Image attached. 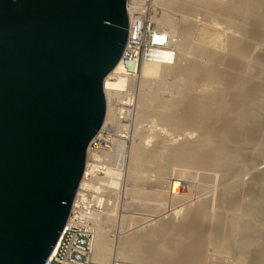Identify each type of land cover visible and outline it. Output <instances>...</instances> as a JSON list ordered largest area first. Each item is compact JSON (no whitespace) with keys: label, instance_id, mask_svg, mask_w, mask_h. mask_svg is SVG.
<instances>
[{"label":"bare ground","instance_id":"bare-ground-1","mask_svg":"<svg viewBox=\"0 0 264 264\" xmlns=\"http://www.w3.org/2000/svg\"><path fill=\"white\" fill-rule=\"evenodd\" d=\"M152 2L154 6H157V7L161 6L162 13L160 17L159 18L152 17V20L155 21V23L157 24V28L159 30H162V29L165 30V31L163 30L162 31L165 32L166 35H168L170 39L171 47L174 50L175 55H176L174 63L171 65H163L161 63L148 60V61H143L140 68L139 66L137 68L135 66L129 68L126 66V64L123 61H121L117 65V67L114 69V71L107 76L105 80L106 89H107V99H106L107 114H106L103 127L101 131L99 132V134L97 135L96 139L94 140L96 151L95 153L92 154V157L96 161H100L99 165L104 170H101L99 174L95 175V177L92 180L91 186H89V183H88V187H89V190H95V191L100 190L102 188L118 189L121 184L119 182L120 178L122 175H124L123 170H126V169L128 170V175H127L129 177L128 180L129 179L131 180L133 178L132 179L134 180L133 182L136 181L134 178H136L137 181L140 178V181H142V178L145 177L143 175L144 172L146 173L148 171H151L152 173V170H155L154 173H157L156 176L158 175L159 176L156 179L153 178L155 180H149V178L147 179L150 181V184L148 183L147 185V188H149V190L143 188V185L140 184L141 182H139V185H141V187H137L139 185L135 186L133 183L135 187L134 189L133 188L131 189L133 191L136 190L137 195L135 194V191H134V195H136V197L138 198L140 196L143 197L145 195L144 197L150 198L152 201L154 199L156 203L158 202L156 204L157 206L155 209L153 206H151L153 208H151L152 210H150V214L145 213L144 215L142 214V216H140L139 218L137 217L139 219V222L136 225L135 223H133L134 227H133V224H131L132 227H130L129 229L128 227H126V229L128 230L127 231L125 230L124 232H127L128 234H124V232H122V234H124L125 236L124 235L121 236L120 235L121 233L119 234L121 238L119 236L120 239L118 238L119 241L116 246L117 250L115 254H117L116 256L120 257L121 259L125 257L126 259L135 260V261H146V262H154V263H160V264L161 263L162 264H174L177 262L172 257L173 254L177 253L175 251H180L181 247L184 246V248H186V245H187L186 250L188 251V253H191V254L195 253L194 256L193 257L191 256V259L188 257L187 258L183 257L178 260L177 264H199V262H201L200 253H204L202 242L205 243V241H203L201 238L203 233L206 232V235L208 234L207 243L211 244L210 242H213L215 243V247H218L220 245L218 248L221 249V252H222L221 246H223V249L226 248V251L227 250L231 251L232 248L227 249L226 245L229 244V246H231L233 245V242L234 244L237 243L235 242V239L237 238V236L233 237L234 234L237 235V233H240L238 234L240 236L243 233V235L241 236L245 238L246 236L244 234L249 233V237H250L251 236L250 234L252 232H254L255 234V231L257 230V228L255 227L261 226V225L257 226L256 223L258 222L255 223V220L253 222L254 224H256V226L252 224L253 222L250 221V218L251 219L260 218L256 221L262 220L261 221L262 224L264 222V169H262V171L259 172L258 175L254 179L252 178L251 182H249L248 184L244 183L245 184L244 187L247 184L245 189H241L243 188V181H241L242 174L247 172V168H249L248 166L251 164L249 153L247 154L245 150H248V148H252L250 146L257 143V141H260V140L263 142L262 147L264 148V135L263 137H261L262 135L261 134V131H262L261 130V127H262L261 120L264 117L263 115L264 114V15L263 14H262L263 16H261L256 22L257 27H255V30H254L255 32L252 31V29L250 28L252 33H250L251 35H249L250 37L248 40L249 42L246 40L247 43L249 44L245 42V44L248 45V51H247L248 55L245 56V60L243 62H239L240 65L234 64V63H238V62H234V60L238 59L239 55L235 56L234 53L236 51L234 52V48H233L235 45H237L238 38L240 40L244 38L246 39V33L250 32V31L248 32L246 31L249 26L248 25L246 28V23H250L249 21H251L252 17L256 15V13L264 5V0H152ZM162 6L164 8H162ZM169 8L171 9L173 8V10L174 9L178 10V12H180V18L175 20L169 17V12L168 14L165 13L167 12V9ZM195 9H198L196 11H199V9L200 11L203 10L204 12H206L205 14H207L208 17L211 16V17H214L215 19L217 18L219 20H223L226 25L228 24L229 26L232 25L231 28L234 27L232 28L233 31H235L234 29H236L237 31L236 33L240 32V35L244 34L245 37L240 38V35H239V37L236 38L235 32H233L234 34L232 35L231 34L232 32L230 31L231 33L229 34L230 36L231 35L232 36L231 37L227 36L229 38L228 39L226 38L227 39L226 40L224 39L225 31H223L224 33H221L222 32L221 30H220L221 32H219V29L217 31V29L216 28H215L216 30L213 29L211 25H208V24L203 25L204 23L203 22L202 29L200 30V32L202 33L203 42L199 41V43H194V44L190 43L191 40H188V39L191 36H192L191 38H193V35H195V33H197V31L200 29L197 26H195L196 24L194 23L193 18H191V13ZM228 29L229 28H227V30ZM176 36L181 38L177 42L174 41V38ZM217 44L219 48L216 50L215 46H217ZM239 45H240V42L238 43V46ZM174 46L176 47V49L174 48ZM227 51L234 52L233 55L236 58L234 56L233 57L235 59L231 58L232 53L229 52L231 53L230 54L231 56H230L229 54H227ZM219 53L221 55H219ZM225 54H227V57L230 56L231 60L230 59L227 60L226 56H224ZM238 54H240V52ZM190 55L193 56L192 61L190 60L191 59ZM182 62L183 63L186 62L185 65ZM225 62H227L229 65L228 67L227 65H224L227 67V70L225 71V68L223 69L221 68L222 70H219L218 69L219 65H223ZM230 62L232 64H230ZM223 70L225 72H223ZM228 71H230L231 74ZM115 73H123L124 75H130V79L129 77L125 78L121 76L118 80L113 82L112 79ZM223 73L225 75H223ZM226 73L229 74L228 75L229 77L230 75H233L231 76L232 78L231 77L224 78V76L226 77ZM167 77H170V78L172 77V79L175 81V82L173 81L174 85H180L178 87L180 88L182 87L181 89H184V90H182L183 92H179V96L175 95L177 96L175 97V99L174 98L169 99L170 101L168 100L167 102H165L166 100H163V99L160 100L159 98L161 102L159 101L157 106L154 108V113L158 117L157 119L159 120L157 122L158 123L160 122L159 125H163L165 127L167 126V128L168 127L177 128V131L178 129L179 131H183V130L187 131L191 129V131L195 130V133L196 131L197 132L201 131L200 132L201 135L199 136L200 138L194 140L193 142L190 141L191 139L189 140V142H184V143L180 142L179 146L170 145L171 147H169V144L168 146L166 143L164 144L165 139H162L160 141V144L158 143L159 145L157 144V146L153 150H151V149H148L146 146L150 144L149 139H151L153 135L150 133L145 137V139L143 138L144 140L143 139L141 140V138L144 137L145 135L142 136L143 133L140 134L136 132L137 129L135 128L136 130L134 133V138H132L133 145H131L132 149L130 152V163L127 160V156H125L124 152H122L125 150L124 147L126 146L123 147L122 144H120L119 147L117 146L118 149H116V152H118V154L116 152L115 153L112 152L114 150L107 151L106 149H108V147H112L113 145V144L111 146L108 145L109 143H112L110 136L107 139L101 138L103 137L102 135L103 131L107 129L106 128L107 124L109 123V121L118 122L119 117H126L134 109L132 107V109L130 108L128 110L126 109L123 110V107L120 106L123 102V96H124L122 92L125 89L132 87L135 84V82L137 83V80L140 81L141 86L148 84L151 80H155V82L157 83H158L157 80H159L160 81L159 85H162V84L164 85V82H166L164 81V79L166 80ZM196 81H198L199 83ZM193 82L198 83L199 87L202 88V90L200 89L201 90L200 92H197L198 93L197 95H191L192 93L191 94L188 93V91L193 92L191 88L196 85V83L195 85H193ZM150 84L152 83L150 82ZM220 84H222L221 86L222 88L219 86ZM180 88H178L177 90L181 91ZM111 89L115 92L109 91ZM189 89H191L192 91H190ZM197 90H198V87H197ZM145 99H143L142 97L140 102L138 100V103H139L138 110L140 113H138L137 115L138 116L140 115L139 117H142V119L143 117L145 118L146 116L150 115V113L153 114V108H151L152 102L149 103L150 100L147 101V99L146 100ZM162 101L165 103H163ZM147 119H149V117ZM154 128H156V126ZM152 129H153V126H152ZM173 130L175 131L176 129H173ZM190 134L191 133L189 132V135ZM138 137L140 138V141L137 140L138 142H135L134 139ZM258 145L260 144L258 143ZM244 148L246 149L244 150ZM118 150H120L121 152ZM148 150H151V151H148ZM252 150H254V148ZM102 157H104V159H102ZM261 157H259V159ZM105 158H107L108 161L110 162H112L113 160V163L108 164L104 162ZM126 160L129 163L127 168H126ZM180 165H186L185 167H189L192 169L194 168L206 169L207 172L209 173L206 172V175H205L203 172L202 174L205 175V177L204 176L203 177L207 181L209 179H212V180L214 178L217 179L218 176L214 173L220 172L219 176H221V178L219 177V179L217 180L219 181L218 182L219 186L217 185L218 191H219V193L217 194L218 196H216L217 200H215L216 197H214L215 199L213 200L207 199L208 201H206L207 204H209L208 205L209 208L207 207L208 209L210 208L212 209V206L210 205H213V204H211L210 202L216 201L214 203H217L216 205L219 206V208H217L218 212H221L218 217L216 215L217 220L215 218V221H214L215 226H213L215 228L214 229L212 228L214 230L213 233L211 229L210 230L208 229L210 233H207V231L204 232L203 220H205V216L202 215L201 213H198L200 215L195 214L194 218L192 217L193 221L190 220L192 222L189 223L188 225H187L188 222H185L186 224L185 223L181 224L182 223L181 222L180 223L181 225H178V224L176 225V223H173L170 221L168 222H164L163 220L159 221L162 217L161 216L160 219L157 220L159 224L157 223V226L155 225L156 227L152 226L151 228L147 230H145V227H143V226H146L148 223H152L153 221H155V218L159 217L158 213L161 212L160 208L164 209L166 207L164 205H166L167 202L161 203V201L164 198L163 196L166 195L165 194L166 192L168 195L169 202L170 201L173 202L174 199L176 200L177 198H180V199L186 198L183 194H181L183 191L185 192V194L188 192V193H191L192 195L193 187H191L190 185H187L188 183H185L186 180L182 179V178L185 179L186 176L188 175L184 176L185 171L182 172L183 170L180 172L176 170V167ZM147 166L148 167L150 166L152 170H150V167H149V170L147 171L148 169ZM251 166L252 165H250V169H252ZM255 167L256 165L254 166V168ZM144 169H146V171H144ZM204 169H201V170L204 171ZM134 171L138 174V176H140L139 178H137L138 176L136 174L135 176L137 177L133 176ZM140 171L142 172V174L140 173ZM243 180H246V179H243ZM127 185H129V183ZM164 188L167 190L164 191L163 190ZM206 189L208 190V188ZM242 190L246 191L247 194L249 195H247L246 192H244L245 194L243 193L244 196L243 194H240V192L242 193ZM211 192L208 191L209 194ZM208 193H205L204 195ZM134 195L132 194V196ZM245 195L250 199V200L248 199L249 201L246 200L247 197L245 199ZM80 196H81V191H79L78 197L76 199L77 200L76 203L79 201ZM148 204L150 203L148 202ZM148 204L147 203L145 204L146 207L148 206ZM151 205L153 204L151 203ZM171 205L172 207H170L171 209L169 211H172V213L174 212V210L179 209L177 208L178 205L176 206L174 202ZM173 205H175L176 207L175 206L173 207ZM113 206L115 207V205H112V207ZM181 206L183 205H180L178 207H181ZM220 208L222 209L221 211H219ZM146 209H150V208H146ZM146 209L144 211H146ZM158 209H160V211ZM108 210L110 212L112 211L111 209H108ZM109 211L108 213L106 212L105 214L98 213V215H96L94 218L96 228H97V236L95 239L94 253L92 256L93 264L110 263L112 253L114 252L112 248L113 243L111 244V236L109 234L110 231L107 228L109 226V223L111 222L110 224H112L115 218L113 216L114 214L112 215V213H109ZM153 213H155L156 215H153ZM159 214H162V213H159ZM235 214L236 215L239 214V216L238 217L233 216ZM240 214H242L243 216ZM203 216H204V219H203ZM244 216H245V219L248 217L246 220L248 219L249 220L248 221L243 220ZM111 217H113L114 219ZM130 218L132 217H129V220ZM132 219H135V218H132ZM187 220H189V218H187ZM153 224H150V225H153ZM122 225H123V222H122ZM260 229L262 230V227H260ZM260 229L258 228V231ZM261 230L260 232L264 231V230L262 231ZM258 231L256 232L257 235H258ZM260 234H263V232ZM260 234L258 235V237L261 236ZM204 235L205 234H203V236ZM239 236H238V240L240 241L241 238L239 239ZM251 237L248 238L249 239L248 241L252 239ZM255 238H253V241H256L254 240ZM203 239L205 238L203 237ZM242 241L243 239L240 241L241 244H242ZM244 241L248 242L246 239H244ZM244 241L243 243H246ZM251 243H253L252 240H251ZM241 244L240 245L238 244V246L241 247ZM224 246L226 247L224 248ZM233 246L235 249L237 244ZM246 246L249 247V244H247ZM245 248L246 247L244 245L243 249L242 248L241 249L245 251L247 250ZM260 248H262L261 249L262 251L260 252H262L263 254L261 253L260 256L259 254H257V256H259V258H262L261 256H263L264 258V247H260ZM181 251H180V254L183 253ZM250 251H247V252L250 253ZM254 254H255V251H254ZM184 255L186 256V254ZM179 256L181 257V255ZM243 260L240 259L239 262L242 264L245 261ZM262 264H264V261L262 262Z\"/></svg>","mask_w":264,"mask_h":264},{"label":"water","instance_id":"water-1","mask_svg":"<svg viewBox=\"0 0 264 264\" xmlns=\"http://www.w3.org/2000/svg\"><path fill=\"white\" fill-rule=\"evenodd\" d=\"M126 0H0V264H47L70 218Z\"/></svg>","mask_w":264,"mask_h":264},{"label":"rangeland","instance_id":"rangeland-1","mask_svg":"<svg viewBox=\"0 0 264 264\" xmlns=\"http://www.w3.org/2000/svg\"><path fill=\"white\" fill-rule=\"evenodd\" d=\"M162 8H164L163 6H162ZM157 9V10H156ZM196 10H198V9H195L192 13H191V18H193V20H194V23L196 24L195 26H197L198 28H200L198 31H197V33H195V35H193V38H189L188 40H191L190 41V43H199V41L200 42H203L202 41V33L200 32V30L202 29V26L203 25H206V24H208V25H211L212 27H213V29H217V31H218V29H219V32H221V33H224L223 31H225V35H226V33H227V35L225 36L224 35V39H228L229 37H231L234 33L233 32H235V37L237 38V37H239V35H240V32H238V33H236L237 31H236V29H234L235 31H233V29L232 28H234V27H232L231 28V26L232 25H230L229 26V24L228 25H226L225 24V22L223 21V20H219V19H215L214 17H208L207 16V14H205L206 12H204L203 10L202 11H200V9H199V11H196ZM162 10H161V6L159 7H157V6H154L153 5V18H159L160 17V15H161V12ZM156 12H158V13H156ZM168 12H169V17H171V18H173V19H175V20H177V19H179L180 18V12H178V10H173V8L171 9V8H169V9H167V12H165L166 14H168ZM259 12V13H258ZM257 13H256V15H254L253 17H252V19H251V21H249L250 23H246V28H247V26H248V28H249V30H248V28H247V32L248 31H250V32H248V33H246V39L244 38V39H242V40H240L239 38H238V43L240 42V45L238 46V43H237V45H235L233 48H234V52L236 51L237 52V54H236V52L234 53V52H232V51H229V52H231V53H229L228 51H227V54H231L232 55V57L231 58H233V59H235L236 57L235 56H238L237 58L238 59H235L234 60V62H238V63H234L233 61V63L234 64H239V62H243L244 60H245V56H247L248 55V45H246L245 44V42L247 43V41L249 40V35H251L250 33H252V31H254L255 30V27H257L256 26V22H257V20L261 17V16H263L264 15V5L260 8V10L258 11ZM263 14V15H262ZM205 16V17H204ZM257 18H256V17ZM178 17V18H177ZM207 18V19H206ZM208 18H210V19H208ZM215 20V21H214ZM218 20V21H217ZM252 20H253V22H252ZM204 22V23H203ZM206 22V23H205ZM153 23L157 26V24L155 23V21L153 20ZM181 23H182V21H181ZM202 23H203V25H202ZM253 24V25H252ZM222 25V26H221ZM228 26V27H227ZM224 28H225V30H224ZM227 28H229L228 30H227ZM245 28V29H246ZM252 29V31H251V29ZM162 29V28H161ZM215 29V30H216ZM163 30V29H162ZM221 30V31H220ZM163 31H165V30H163ZM229 31V32H228ZM232 33H231V32ZM199 32V33H198ZM255 32V31H254ZM229 33H231L232 35L230 36V34ZM236 35H238V36H236ZM242 35H244V34H242ZM242 35H240V38L242 37H245V35L244 36H242ZM227 36H229V37H227ZM248 38V39H247ZM181 38L180 37H175L174 38V41L175 42H177V41H179ZM226 39V40H227ZM245 40V41H244ZM247 40V41H246ZM249 42V41H248ZM242 43H243V45H242ZM247 44H249V43H247ZM216 48V50L219 48L218 47V44H217V46H215ZM245 47H247V48H245ZM174 48L176 49V47L174 46ZM240 48V49H239ZM228 49H230V48H228ZM227 49V50H228ZM238 49H239V51H238ZM244 50V51H243ZM220 51V50H219ZM240 52V54H238ZM247 52V53H246ZM221 53V52H220ZM219 53V55H221ZM233 53L235 54V56L233 55ZM227 54H225L224 56H226V59L228 60V59H230V56H228L227 57ZM191 56V55H190ZM189 56V57H190ZM235 58H234V57ZM241 56V57H240ZM244 56V57H243ZM192 59H193V56H191V61H192ZM231 60V59H230ZM229 60V61H230ZM238 60V61H237ZM240 60V61H239ZM242 60V61H241ZM229 61H228V63H229ZM184 62V61H183ZM182 62V63H183ZM259 62V61H258ZM186 63V62H185ZM185 63H183L184 65H185ZM228 63L227 62H225L223 65H219V67H218V69L219 70H222L223 68H225V71L227 70V67L229 66L228 65ZM260 63V62H259ZM230 64H232L231 62H230ZM224 65H227V67L226 66H224ZM240 65V64H239ZM222 68V69H221ZM224 70H223V72H225ZM221 72V71H220ZM228 72H230V71H228ZM227 72V73H228ZM226 73V77L224 76V78H227V77H229L228 75L229 74H227ZM230 74H231V72H230ZM223 75H225L224 73H223ZM231 76H233V75H230V77ZM229 77V78H230ZM232 78V77H231ZM157 80V79H156ZM158 81V83L157 82H155V80H151L150 82L152 83V84H150V82L148 83V84H146V85H143V86H141L140 85V81L139 80H137V83H136V86H135V91H134V101L132 102V105H133V110H132V112H130V114L129 115H127L126 117H119V120H118V122L116 121H109V123L107 124V126H106V130H104L103 131V133H102V135H103V137H101L102 139L103 138H108L109 136H110V138H111V142L112 143H109L108 145L109 146H111L112 144V150H114L113 152L115 153L116 152V149H118V147L120 146V144H122L123 145V147L124 146H126V147H124V151H122V152H124V155L125 156H127V160L129 161V163H130V152H131V149H132V146L131 145H133V139L132 138H134V133H135V130L137 129V131L136 132H138V133H143L142 134V136H144V137H142L141 138V140L144 138L145 139V137L148 135V134H152L153 135V137L151 138V139H149L150 140V144L148 145V146H146L148 149H151V150H153L156 146H157V144L159 143L160 144V141L162 140V139H165L164 141V144L166 143L167 144V146H168V144H169V147H171L170 145H172V146H179L180 145V142L181 143H184V142H189V140L191 141V142H193L194 140H196V139H198V138H200L199 136L201 135V131H199V132H197L196 131V133H195V130H193V131H191V129H189V130H183V131H179V129H178V131H177V128H172V127H168L167 128V126L165 127V126H163V125H159V123L157 122V121H159L157 118V116L155 115V113H154V108L157 106V104H158V102L160 101V100H166L165 102H167L169 99H175V97H177V96H179V92H183L182 90H184V89H181L180 87H178V86H180V85H174V80L172 79V77L170 78V77H167L166 78V80L164 79V81H166V82H164L163 80V82H164V85H165V87H164V85L162 84V83H160V84H162V85H159V80H157ZM161 81V82H162ZM174 81V82H173ZM196 82H198V81H196ZM195 82V83H196ZM157 83V84H156ZM195 83L193 82V85H195ZM199 83V82H198ZM198 83H196V88H195V86H193L191 89L193 90V92H189L188 91V93H192L191 95H197L198 93L197 92H200L201 90H202V88H200L199 87V84ZM176 84V83H175ZM150 85V86H149ZM157 85V86H156ZM169 87H168V86ZM174 85V86H173ZM146 86V87H145ZM159 86H160V88H159ZM182 86V85H181ZM220 87L222 86V84H220L219 85ZM167 87V88H166ZM180 88L181 89V91L179 90H177L178 88ZM197 87H198V90H197ZM185 88V87H184ZM222 88V87H221ZM160 89V90H159ZM164 89V90H163ZM191 89H189L190 91H192ZM201 89V90H200ZM157 91H159V92H157ZM156 92V93H155ZM156 94V95H155ZM175 95H177V96H175ZM141 96V97H140ZM148 96V97H147ZM142 97H143V99H147V101H149V103H151V108H153V114L152 113H150V115H148V116H146L147 118L149 117V119H147L146 117L144 118L143 117V119H142V117H139L137 114L138 113H140L139 112V103H138V100H139V102H140V100L142 99ZM145 97V98H144ZM162 97V98H161ZM140 98V99H139ZM151 98V99H150ZM159 98H160V100H159ZM145 99V100H146ZM155 102V104H154V102ZM170 101V100H169ZM161 102V101H160ZM163 102V101H162ZM165 102H163V103H165ZM154 105V106H153ZM137 107V108H136ZM136 109V110H135ZM165 110V109H164ZM264 115V114H263ZM156 117V118H155ZM136 118H137V120H136ZM155 118V119H154ZM146 119V120H145ZM264 119V117L262 118V120H261V137H263V135H264V122H262V121H264L263 120ZM155 120V121H154ZM154 122V123H153ZM144 123V124H143ZM262 123H263V125H262ZM120 125V126H119ZM122 125V126H121ZM135 125V126H134ZM141 126V127H140ZM152 126H153V129H152ZM156 126V128H154ZM162 126V127H161ZM139 127V128H138ZM147 127V128H146ZM136 128V129H135ZM163 128V129H162ZM172 128V129H171ZM169 129H171V130H169ZM173 129H176L175 131L173 130ZM125 130V131H124ZM157 130V131H156ZM166 130V131H165ZM170 131V132H169ZM144 132H146V133H144ZM154 132V133H153ZM189 132L191 133L190 135H189ZM193 134V135H192ZM157 135V136H156ZM181 135V136H180ZM185 135V136H184ZM189 135V136H188ZM178 136V137H177ZM184 136V137H183ZM186 136H188V137H186ZM161 139H160V138ZM164 137V138H163ZM183 137V138H182ZM191 137V138H190ZM143 139V140H144ZM156 139V140H155ZM158 139H160V140H158ZM186 141H185V140ZM114 140V141H113ZM119 140H121V141H119ZM135 140V142H138V141H140V138L138 137V138H136V139H134ZM138 140V141H137ZM155 140V141H154ZM158 140V141H157ZM168 140V141H167ZM184 140V141H183ZM126 141V142H125ZM146 141V140H145ZM170 141V142H169ZM120 142V143H119ZM261 142V143H260ZM132 143V144H131ZM155 143V144H154ZM258 143L261 145H258ZM119 144V145H118ZM154 144V145H153ZM158 144V145H159ZM257 145V146H256ZM118 146V147H117ZM263 146V142L260 140V141H257V143H255V144H253V145H251L250 147H252V148H248V150H245L246 148H244V150L246 151V153L248 154L249 153V158L251 159V164L250 165H252L251 166V168L253 169V170H255V171H253L252 169H250V165L248 166L249 168H247V172H245L244 174H242V177H241V181H243V188H241V189H245L246 188V186H247V184L249 183V182H251L252 181V178L254 179L257 175H258V173L259 172H261L262 171V169H264V148L262 147ZM254 148V150H252ZM256 149V150H255ZM258 149H260V150H258ZM151 150H148V151H151ZM243 150V151H244ZM262 150V151H261ZM118 151H120V150H118ZM244 151V152H245ZM121 152V151H120ZM251 152V153H250ZM117 154H118V152H116ZM252 153H253V155H252ZM260 154H261V156H260ZM251 156V157H250ZM253 157V158H252ZM259 157H261L260 159H259ZM256 158V159H255ZM102 159H104V157H102ZM105 160H108L107 158H105ZM112 160V159H111ZM126 160V168L128 167V161ZM257 161V162H256ZM253 162V163H252ZM261 162V163H260ZM111 163H113V160H112V162ZM259 163V164H258ZM254 164V165H253ZM256 165V167L254 168V166ZM259 165V166H258ZM261 165V166H260ZM186 165H180V166H177L176 167V170H178L179 172L180 171H182V172H184L185 174H184V176H186V175H188V176H186V178L184 179V178H182L183 180H186L185 181V183H188L187 185H190L191 187H193V191H192V195H191V193H188V195H187V193L185 194V192L183 191H181L182 193L181 194H183L186 198H177L176 200L174 199V204H176V206L178 205V206H180V205H183V206H181V207H178L177 206V208H179V209H176V210H174V212L172 213V211H169L171 208L170 207H172V201H170L169 202V200H168V195H167V192L164 194L165 196H163L164 198H165V200H164V198H163V200L161 201V203H166V205H164V206H166L164 209H162V208H160L161 209V212H159V213H162V214H159L158 213V215H159V217H157V218H155V221H153L152 223H148L146 226L148 227H146V226H143V227H145V230H147V229H149V228H151L152 226L153 227H156L157 226V223L159 224V222H157V220H159L160 219V217H161V219L159 220V221H164V222H168V221H170V222H173V223H176V225L178 224V225H181V224H183V223H185V222H188L187 223V225L189 224V223H191L193 220V218H194V216H195V214H197V215H200V214H198V213H201L202 215H204L205 216V220H203V223H204V226H203V228H204V232L205 231H207V233H210L209 232V230L211 229V231H212V233H213V229L215 228V227H213V226H215V224H214V221H215V218H216V215H217V217L219 216V214L221 213V212H218V209L217 208H219V206H217L216 204L217 203H214V202H216V201H211L210 203L211 204H213V205H210V206H212V209L210 208V209H208L209 208V204H207V202L206 201H208L207 199H210V200H213V199H215L214 197H216V196H218L217 194L219 193V191H218V182L219 181H217L218 179H219V177L221 178V176H219V174H220V172H215L214 174H216L218 177H217V179H209L208 181L207 180H205V175H206V172H207V170L206 169H204V168H201V169H204V171L203 170H201V169H199V168H194V169H192V168H189V167H185ZM148 167V166H147ZM147 167H146V169H147ZM150 167V166H149ZM149 167H148V169H147V171L149 170ZM180 167V168H179ZM184 167V168H183ZM178 168V169H177ZM146 169H144V171H146ZM180 169V170H179ZM150 170H152L151 169V167H150ZM206 170V171H205ZM124 172H123V174L124 175H122L121 176V178H120V187L118 188V189H113V188H111V189H108V196H109V201H108V206H107V208H104L102 211V214H105L106 212L108 213V209H111L112 211L110 212L109 211V213H112V215L114 216V218L116 219H114L113 217H111V218H113L114 220H113V222H115V223H113L112 222V224H110L109 223V226H108V228L107 229H109V234H110V236H111V244H112V248H113V253H112V256H113V258H112V256H111V259H110V263H108V264H160V263H154V262H146V261H135V260H129V259H126L125 257L124 258H120V257H117L116 255L117 254H115L116 253V246H117V244H118V238H119V236L121 235V236H123L124 234H128L127 232H124L125 230L127 231L130 227H132V225L131 224H133V223H135V225L136 224H138V222H139V217L140 216H142V214L144 215L145 213L146 214H150V210H152L151 208H153L154 207V209L156 208V204L158 203H156V201L153 199V201L150 199V198H147V197H142V196H140L139 198L138 197H136V190H134L135 191V194L136 195H134V191L131 189V188H133L134 189V187L136 186V185H139V182H141L140 184H142L143 185V188H145V189H147V190H149V188H147V185H148V183L150 184V181L149 180H155L158 176H156V174L157 173H154V171L155 170H152V173H151V171H148V172H144L143 173V175L145 176L144 178H142V176H141V178H142V181H140V176H138V174L134 171L133 172V176H135V174L138 176H135V177H137V178H139V180L137 181V179L136 178H134L136 181L135 182H133L134 180H132L133 178L132 177H130V178H132L131 180L129 179L128 180V170L126 169V170H123ZM177 171V172H178ZM187 171V172H186ZM204 172V174H202ZM250 172V173H249ZM252 172V173H251ZM140 173L142 174V172L140 171ZM151 173V174H150ZM198 173V174H197ZM207 173H209V172H207ZM218 173V174H217ZM140 174V175H141ZM183 175V174H182ZM204 176V177H203ZM248 176V177H247ZM253 176V177H252ZM123 177V178H122ZM152 177V178H151ZM149 178V180H147ZM153 178H155V179H153ZM243 179H246V180H243ZM122 180V181H121ZM249 180V181H248ZM248 181V182H247ZM130 182H132V183H130ZM204 182V183H203ZM213 182V183H212ZM129 183V185H127ZM133 183H134V185H133ZM244 183H247L246 184V186L244 187ZM146 187H145V186ZM209 185V186H208ZM218 185V186H217ZM211 186V187H210ZM137 187H141V185H139V186H137ZM128 188H129V190H128ZM200 189V191H199V189ZM206 188H208V190L206 189ZM212 189V190H211ZM116 190V191H115ZM126 190V191H125ZM129 192H128V191ZM164 191L165 190H167V189H163ZM202 190H204V191H202ZM207 190V191H206ZM120 191V192H119ZM208 191H212L210 194L208 193ZM115 192V193H114ZM244 192H246V191H244V190H242V193L240 192V194H243ZM205 193H208V194H206V195H204ZM129 194V195H128ZM132 194L134 195V196H132ZM216 194V195H215ZM245 194V193H244ZM244 194H243V196H244ZM246 194H247V192H246ZM126 195V196H125ZM201 195V196H200ZM205 197H204V196ZM247 195H249V194H247ZM200 196V197H199ZM210 198H209V197ZM142 197V198H141ZM199 197V198H198ZM202 197V198H201ZM246 195H245V199H246ZM145 198V199H144ZM140 199V200H139ZM147 199H148V201H147ZM186 199V200H185ZM188 199V200H187ZM249 198L247 197V199L246 200H248ZM143 200V201H142ZM152 202H151V201ZM180 200V201H179ZM183 200V201H182ZM192 200V201H191ZM202 200V201H201ZM215 200H217V197H216V199ZM250 200V199H249ZM248 200V201H249ZM189 203H188V202ZM117 202V203H116ZM124 202V203H123ZM148 202L150 203V204H148ZM172 202V203H171ZM178 204H177V203ZM203 202V203H202ZM133 203V204H132ZM148 204V206L146 207V205L145 204ZM151 203L153 204V205H151ZM155 204V205H154ZM189 204V205H188ZM206 204H207V206H206ZM112 205H115V207L113 206L112 207ZM134 205H135V207H134ZM142 208H140L139 206ZM217 207H216V206ZM151 206H153V207H151ZM175 205H173V207H174ZM175 206V207H176ZM213 206H214V208H213ZM131 207V208H130ZM208 207V208H207ZM146 208H150V209H146ZM158 208V207H157ZM168 208V209H167ZM146 209V211H144ZM153 209V210H154ZM160 209H158L159 211H160ZM167 209V210H166ZM189 209H190V211H189ZM205 209V210H204ZM114 210V211H113ZM143 210V211H142ZM165 210V211H164ZM180 210V211H179ZM199 210V211H198ZM208 212H207V211ZM222 209L220 208L219 209V211H221ZM139 211V212H138ZM169 211V212H168ZM117 212V213H116ZM149 212V213H148ZM158 212V211H157ZM179 212V213H178ZM190 212V213H189ZM192 212V213H191ZM195 212V213H194ZM126 213V214H125ZM170 213V214H169ZM216 213V214H215ZM171 214H173V215H171ZM188 214V215H187ZM153 215H156L155 213H153ZM157 215V216H158ZM175 215V216H174ZM192 215V216H191ZM206 215H207V217H206ZM209 215V216H208ZM240 215H242V214H240ZM124 216V217H123ZM170 216V217H169ZM204 216H203V219H204ZM222 216V215H221ZM233 216H235V217H238L239 216V214L238 215H233ZM243 216V215H242ZM129 217H132V218H135V219H132V218H130V220H129ZM138 217V218H137ZM181 217V218H180ZM190 217H191V219H190ZM193 217V218H192ZM126 218V219H125ZM187 218H189V220H187ZM214 218V219H213ZM221 218V217H220ZM248 218V217H247ZM246 218V219H247ZM128 219V220H127ZM132 219V220H131ZM165 219V220H164ZM245 219V216H244V218H243V220H246ZM253 219V218H252ZM251 218H250V221H254L255 220V223L256 222H258V223H256L257 224V226L258 225H261L260 227H262V230H264L263 228H264V222H263V224H262V220L259 222V221H256V220H258V219H260V218H257V219H253L252 220ZM184 220V221H183ZM190 220H192V221H190ZM213 222H212V221ZM216 220H217V218H216ZM249 220V219H248ZM248 220H246V221H248ZM137 223H136V222ZM205 221V222H204ZM209 221V222H208ZM249 221V222H250ZM100 222H101V220H100ZM122 222H123V225H122ZM128 222V223H127ZM132 222V223H131ZM182 222V223H181ZM212 222V223H211ZM154 223V224H153ZM181 223V224H180ZM206 223V224H205ZM114 224V225H113ZM129 224V225H128ZM150 224H153V225H150ZM186 224V223H185ZM214 224V225H213ZM252 224H254V222L252 223ZM256 224H254L255 226H256ZM111 225H112V227H111ZM122 225V226H121ZM125 225V226H124ZM156 225V226H155ZM229 225V224H228ZM212 226V227H211ZM123 227V228H122ZM126 227H128V229H126ZM133 227H134V224H133ZM260 227H255V228H257V230L255 231V234H254V232H252L250 235L252 236H250L252 239H250V241H248L249 239L248 238H250L249 237V233L247 234H244L246 237H247V235H248V237L246 238H243V236H241V235H243V233L239 236L238 234H240V233H237V235L236 234H234L233 235V237H235V236H237V238L235 239V242H237V243H235L234 244V242H233V240H232V242H233V245H236L237 244V246L235 247V249H234V246L233 245H231V246H229V244L228 245H226L227 246V249L229 248V249H231L232 248V250L231 251H226V246H224V248L225 249H223V246H221V248H222V252H221V249H219L218 247L220 246H218V247H215V243H213V242H210L211 244H209V243H207L208 242V238H207V236H208V234L206 235V232L205 233H203V234H205L204 236H203V234H202V240L203 241H205V243L204 242H202L203 243V252L204 253H200L201 254V262H199V264H241L240 262H239V260L241 259V260H243L244 261V263H242V264H262V262L264 261L263 259V256H261L262 258H259V256H260V254L262 253V252H260V251H262L261 249L262 248H260V247H264V231H262L261 229H260ZM114 229V231H113V229ZM213 228V229H212ZM258 228L263 232V234H260V233H262V232H260V230L258 231ZM121 229H123V230H120ZM209 229V230H208ZM119 230V231H118ZM144 230V229H143ZM113 231V232H112ZM258 231V235L260 234L261 236L260 237H258V235L256 234V232ZM117 232V233H116ZM122 232H124V234H122ZM143 232H145V231H143ZM260 232V233H259ZM121 233V234H120ZM115 234V235H114ZM120 234V235H119ZM254 235H256V236H254ZM121 236H120V238H121ZM125 236V235H124ZM238 236H239V239L241 238V240L243 239V241H244V239H246L248 242H246V241H244V242H246V243H243V241H242V244H241V240L239 241L238 240ZM203 237L205 238V239H203ZM233 237H232V239H233ZM257 239H256V238ZM119 238V239H120ZM207 238V239H206ZM253 238H255L254 240H256V241H253ZM238 240V241H237ZM251 240H252V242L253 243H251ZM239 242V243H238ZM254 242H256V243H254ZM212 243H213V245H212ZM221 243H222V241H221ZM220 243V244H221ZM231 244V243H230ZM238 244L240 245L241 244V247H239L238 246ZM247 244H249V247L250 246H252V247H248V246H246ZM256 244V245H255ZM244 245H245V249H247V250H245V251H243L242 249H243V247H244ZM209 246V247H208ZM243 246V247H242ZM238 247V248H237ZM248 247V248H247ZM256 247V248H255ZM242 248V249H241ZM259 248H260V250H259ZM187 249V245H186V248H184V246L183 247H181L180 248V251L181 252H183L184 254H186V256L182 253V254H180V251H175V252H177V253H175V252H173V253H175V254H173V259L174 260H176L177 262L176 263H174V264H177L178 263V260L179 259H181V258H190L191 259V256L193 257L194 256V254L195 253H193V254H191V253H188V251L186 250ZM214 249V250H213ZM219 249V250H218ZM239 249V250H238ZM248 249H250V250H248ZM258 249V250H257ZM217 250V251H216ZM186 253H185V252ZM240 251V252H239ZM247 251H250V253L249 252H247ZM254 251H255V254H254ZM258 251V252H257ZM243 252V253H242ZM246 252V253H245ZM260 252V253H259ZM188 253V254H187ZM220 253V254H219ZM228 253V254H227ZM234 253V254H233ZM252 253H253V255H252ZM218 254V255H217ZM222 254V255H221ZM257 254H259V256H257ZM263 254V253H262ZM179 255H181V257L179 256ZM246 257V258H245ZM258 257V258H257ZM243 258V259H242ZM203 259V260H202ZM239 259V260H238ZM255 259H257V260H255ZM262 262H261V261ZM224 261V262H223ZM243 261H241V262H243ZM247 261V262H246ZM259 263H258V262ZM222 262V263H221ZM252 262V263H251ZM103 264H106V263H103ZM162 264V263H161Z\"/></svg>","mask_w":264,"mask_h":264},{"label":"built area","instance_id":"built-area-1","mask_svg":"<svg viewBox=\"0 0 264 264\" xmlns=\"http://www.w3.org/2000/svg\"><path fill=\"white\" fill-rule=\"evenodd\" d=\"M126 10L129 18V40L121 61L129 68L133 66L140 68L142 62L148 60L163 65L173 64L176 55L171 47L170 39L165 32L157 28L152 20V0H126ZM121 76L130 79V75L115 73L112 81L118 80ZM135 86L136 82L122 92L124 96L120 106L123 110L132 109ZM109 91L115 92L112 89ZM104 92L107 99L106 82H104ZM95 139L87 149L84 176L76 199L79 191L81 196L77 203L75 199L70 218L47 264H93L92 256L97 236L94 218L98 213L102 214V210L109 204L108 189L102 188L95 191L89 190L88 187V183L91 186L95 175L104 170L99 165L100 161L92 157L96 151ZM112 149L108 147L106 150L112 151ZM104 162L111 163L108 160Z\"/></svg>","mask_w":264,"mask_h":264}]
</instances>
